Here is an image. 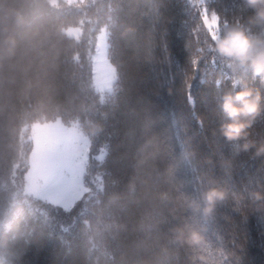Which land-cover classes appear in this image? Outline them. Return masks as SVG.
I'll use <instances>...</instances> for the list:
<instances>
[{"label":"trees","instance_id":"obj_1","mask_svg":"<svg viewBox=\"0 0 264 264\" xmlns=\"http://www.w3.org/2000/svg\"><path fill=\"white\" fill-rule=\"evenodd\" d=\"M54 1L0 0V264H264V115L228 141L219 108L264 83L216 53L199 0ZM205 4L224 29L254 13ZM102 30L109 92L93 80ZM56 120L91 140L86 186L101 177L68 209L25 190L32 127ZM210 189L224 197L207 212Z\"/></svg>","mask_w":264,"mask_h":264},{"label":"rangeland","instance_id":"obj_2","mask_svg":"<svg viewBox=\"0 0 264 264\" xmlns=\"http://www.w3.org/2000/svg\"><path fill=\"white\" fill-rule=\"evenodd\" d=\"M65 1L77 3L83 0ZM199 2L202 4L204 20L212 37L222 34L224 28L220 25L217 14L207 9L205 0ZM68 33L78 37L81 31L71 28ZM93 63L95 89L99 92H109L116 73L108 57L106 30H102L97 36ZM31 138L34 150L26 177V192L68 209L90 189L101 188L100 175L92 177L94 185L91 188L85 184L84 177L90 163L91 140L77 125L69 127L60 120L36 123L32 127ZM103 155L101 153L98 158L101 159Z\"/></svg>","mask_w":264,"mask_h":264},{"label":"clouds","instance_id":"obj_3","mask_svg":"<svg viewBox=\"0 0 264 264\" xmlns=\"http://www.w3.org/2000/svg\"><path fill=\"white\" fill-rule=\"evenodd\" d=\"M246 5L254 10L248 19V25L236 24L228 26L222 34L214 38L216 53L226 60L235 70L251 73L264 83V0H245ZM38 13V6L36 7ZM23 22V17L19 18ZM259 26V33L252 30ZM8 52L15 47V41H8ZM220 111L224 120L221 124V133L228 141H238L248 135L249 129L257 118L264 115V94L257 89L243 88L240 91L225 92L219 102ZM244 151L256 147L255 143L248 141L238 146ZM264 152V145L257 148V154ZM224 193L217 189H210L203 194L207 204V212L212 210L216 201L223 199ZM192 242L198 243L200 235L193 231ZM11 252L5 245L0 244V259Z\"/></svg>","mask_w":264,"mask_h":264},{"label":"snow or ice","instance_id":"obj_4","mask_svg":"<svg viewBox=\"0 0 264 264\" xmlns=\"http://www.w3.org/2000/svg\"><path fill=\"white\" fill-rule=\"evenodd\" d=\"M209 27H212V25H209ZM189 101L193 102V98L191 96H189Z\"/></svg>","mask_w":264,"mask_h":264}]
</instances>
